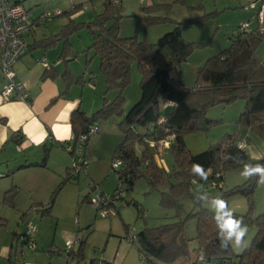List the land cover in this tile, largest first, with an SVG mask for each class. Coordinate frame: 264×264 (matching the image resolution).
<instances>
[{
  "label": "trees",
  "instance_id": "16d2710c",
  "mask_svg": "<svg viewBox=\"0 0 264 264\" xmlns=\"http://www.w3.org/2000/svg\"><path fill=\"white\" fill-rule=\"evenodd\" d=\"M102 4L103 11L88 24L91 44L86 50H91L92 56L98 57L106 89L117 90V95L112 100L103 98L102 106L90 115L79 107L71 112L70 125L73 136L67 143L72 146V150L67 151L71 157L82 134L87 135L83 143L85 150L90 136L88 135L90 125L96 124L99 120H107L113 114L121 116L118 125L122 131V139L114 149L112 157V163L119 160L120 165L118 167L111 165V171L117 175L116 188L120 185L125 189V194L120 200L127 205L130 201H127L125 195L132 190L135 181L140 177H143L152 189L159 185L168 187V192H162V200L166 205L172 204L175 197L183 194L191 196L198 203L195 193L191 191L196 185L193 184V180H196L197 184H203L204 190L209 188L210 183L222 189L226 171L245 163L264 164V156L252 158L244 147L237 146L239 139L234 136L235 134H227L216 144L198 153L188 151L183 139L186 133L210 128L214 121L205 116L210 107L227 105L237 99L244 102L238 124L264 137V59L256 54L257 46L264 40V35L259 31L256 18L254 26H252L254 20H247L246 22L251 21L249 30H243L241 25L232 36L228 47L208 57L196 69L194 85L188 87L183 82V63L188 59L192 43L182 38L179 26L163 34L154 43L138 40L136 36L121 37L118 22L113 19V15L121 8L119 0H102ZM154 5L142 8L147 13L146 24L159 21L157 16L149 14L150 10L156 7ZM66 13L68 17L71 15L68 11ZM79 26L69 19L59 33L39 42L40 46L50 48L62 40L64 46L60 56L66 64L62 73L59 74L57 70L49 68L43 72L41 78H55L60 75L67 89L72 84L84 83L83 76L72 74L67 66L69 60H66L71 52L69 37L79 29ZM133 63H136L140 74V96L124 112L126 100L124 91L130 82V68ZM160 100L172 101L174 105L163 111ZM162 115L165 119L159 122ZM171 134L174 135V139L166 150L173 155L174 163L172 171L168 173L154 160L147 139L158 141ZM138 145L142 146L140 151H137ZM47 156L48 148L45 147L42 160L28 165L45 166ZM195 163L202 164L208 172L206 181L192 174V165ZM68 174L63 182L68 179ZM249 180L222 193V196L226 197L241 192L247 197L249 212L234 215L256 227V234L249 246L242 248L238 253L233 250L231 244L227 249L221 248L214 213L202 208L188 214V218H193L196 223V235L192 239L184 235L181 220L140 230L135 237L140 256L152 264L177 262L196 264L198 255L217 264H264V213L251 216L254 187L242 190ZM16 192V187L6 192L11 205ZM55 194V192L52 194L45 211L51 208ZM131 203L138 210V216H143L139 205L133 201ZM15 237L18 238L17 233H14ZM190 240L196 241V246L192 249L188 245ZM21 243L24 245L27 241ZM83 244L84 242L80 241L76 250L71 248L67 251V264H71L72 258L80 264L83 260ZM94 263V260H91L88 264ZM6 264H18L13 244L9 247Z\"/></svg>",
  "mask_w": 264,
  "mask_h": 264
},
{
  "label": "rangeland",
  "instance_id": "374dc122",
  "mask_svg": "<svg viewBox=\"0 0 264 264\" xmlns=\"http://www.w3.org/2000/svg\"><path fill=\"white\" fill-rule=\"evenodd\" d=\"M57 1H60L61 6H64L62 8H66L69 13H77L72 20L74 24L80 26L70 37L74 56L70 66L76 75L85 77L84 83L74 89L79 94L81 88L85 87L83 108L90 112V115L102 106L103 98L112 100L117 95V90L106 89L98 57L92 56L91 50H86L91 44L88 24L103 11L102 0H73L74 3L81 1L74 7L71 0ZM254 1L258 0H119L121 8L113 15V19L118 22L121 37L136 36L138 40L149 43L156 42L163 34L179 26L182 38L192 43L188 59L183 63V82L191 87L195 82L196 69L208 57L228 47L232 36L244 22L252 19L254 20L252 26L256 24L254 10L246 8ZM152 4L156 7L150 10L149 14L157 16L159 21L146 24L147 13L142 8ZM56 17L64 19L66 23L68 14L65 12ZM256 54L264 59V40L258 44ZM139 82L140 74L136 63H133L130 68V82L124 91L126 97L124 112L138 100ZM243 107L242 99L227 105L210 107L205 116L213 120V124L205 131L186 133L183 136L186 149L191 153H198L216 144L227 134H235L237 139L246 140L244 149L252 158L264 156V137L238 124ZM120 119L121 116L113 114L107 120L97 121L95 125L99 130L89 136V144L84 150L85 170L72 176L70 166L74 159L70 157L68 179L63 182L67 173L49 179L45 176L39 178L43 184H38L37 197H30L25 193H22L24 200L20 197L19 201L22 204L24 201V205L27 206L23 211L16 209L14 201V197L20 191L17 190L13 196L12 205L9 203V195L6 194L8 190L5 192L0 201V213L3 214L0 215V240L6 238L7 241L8 238L9 247L13 244L18 264H67L66 255L70 241H74L73 250L78 248L80 241L84 242L83 260L80 264H88L91 260L96 262L100 258L106 260L108 264H124V261L125 264H132L133 261L139 264H152L144 260L137 251L135 237L140 230L181 220L184 235L192 239L196 235V223L193 218H188V214L202 208L214 213L207 203H196L194 198L184 194L175 197L172 204L166 205L162 200V192H168V187L159 185L152 189L147 181L140 177L135 181L132 190L125 195L130 204L119 200L115 207H111L109 216L102 217L100 210H97L90 200L98 191L110 195L117 186V175L111 171V165L114 149L122 139V131L118 125ZM148 146L152 150L154 160L170 173L173 169V155L166 149L160 150L150 144ZM136 148L140 151L142 146L138 145ZM75 160H79L77 155ZM96 164H99V167L96 177H93L88 170ZM242 170L243 165L226 171L222 189L210 186L204 190L209 198L220 196L225 199L233 213L241 215L249 212L245 194L238 192L223 197L222 193L241 186L248 180L241 176ZM196 187L197 185L192 188L193 193ZM54 192L56 194L51 208L45 211ZM252 197L251 216L254 217L264 213V184L259 183V179L254 185ZM132 201L139 205L143 216H138V210ZM23 213L26 214L22 216ZM27 221H32L37 229L41 230L35 234L34 247L21 243L20 237ZM244 224L248 226V233L244 238L247 247L256 234V227L246 222ZM14 233H17V239L14 238ZM131 235L132 241L129 239ZM188 245L192 249L196 246V241L190 240ZM232 248L236 253L242 250L233 246ZM0 264H6V258L1 255ZM71 264H77L75 258L71 259Z\"/></svg>",
  "mask_w": 264,
  "mask_h": 264
},
{
  "label": "crops",
  "instance_id": "0c3cea01",
  "mask_svg": "<svg viewBox=\"0 0 264 264\" xmlns=\"http://www.w3.org/2000/svg\"><path fill=\"white\" fill-rule=\"evenodd\" d=\"M21 2L33 17H37L45 11L54 13L53 11L57 9L63 14L67 10L62 8L64 6H61V2L57 0H21ZM79 2L74 3L71 0V5L76 6L80 4ZM62 14L53 17L57 18L56 16ZM76 14H71L67 18V22L69 19H74ZM53 17L41 24L33 25V28L25 36L28 49L14 66L16 79L28 92L29 101H20L15 98L4 101L0 96V201L7 190L16 187L20 192L16 194L14 201L16 209L20 211L27 207L24 205V201L23 204L20 202V197L24 200L22 193L30 197H37L38 184H43L39 178L45 176L49 179L67 173L71 155L62 145H67L73 136L70 114L78 107L86 114L90 113L83 108L85 87L81 88V92L77 94L74 88L79 84H72L67 89L66 83L60 75L55 78H41L45 71L41 65L43 57L49 63L50 69L57 70L59 74L66 68L65 62L60 56L64 46L62 40L57 41L50 48L39 45L42 39L59 33L67 23L62 18L54 19ZM70 37L71 52L66 58L69 60L67 66L72 74L79 76L73 72L70 66L74 59ZM83 78L85 80L84 76ZM3 84L4 79L0 71V90ZM160 106L163 111L171 108V106H165V100H160ZM98 130L97 127V132ZM243 141L246 142V140ZM88 144L87 140L85 148ZM45 147L48 148L45 166L28 165L29 163H39L42 160ZM98 167L99 164L92 166L88 173L96 177ZM20 194L22 195L19 196ZM30 197L29 199H31ZM0 215L3 214L0 213ZM37 231L41 230L37 229ZM5 239L0 240V255L4 258L9 252L8 238L7 241ZM132 264H139V262L133 261Z\"/></svg>",
  "mask_w": 264,
  "mask_h": 264
},
{
  "label": "built area",
  "instance_id": "2783aa9c",
  "mask_svg": "<svg viewBox=\"0 0 264 264\" xmlns=\"http://www.w3.org/2000/svg\"><path fill=\"white\" fill-rule=\"evenodd\" d=\"M246 8L253 9L255 18L257 20L259 31L264 35V0H258L257 2H251ZM62 12L56 10L54 13L42 12L37 17H33L31 12L23 5L21 0H0V71L2 73L4 84L0 90V96L4 101H8L15 98L20 101H29V94L25 90L24 86L17 81L14 66L16 62L26 53L27 43L25 36L33 28L35 23H43L54 15H59ZM251 21L244 22L242 29L247 31L250 28ZM41 65L45 70L50 68L46 58L41 59ZM173 106L174 103L169 100H165V106ZM161 107V106H160ZM165 116L159 118V122H162ZM97 132V126L92 124L89 126L88 135ZM87 138L86 134L79 136L78 144L74 148V154L71 157L74 159L73 164L70 166L71 175H78L81 170H85L86 162L84 160V147L83 143ZM174 135H168L166 138L154 141L153 139H147V143L154 145L157 149L163 150L170 146ZM245 142L238 141V147H244ZM67 151L72 150L70 144L65 145ZM79 157V160H75V156ZM113 167H118L120 161H114ZM214 186L210 183L208 187ZM94 188V185H92ZM125 194V189L122 186H118L112 195L104 194L98 191L90 202H92L97 210H100L102 217L109 216L111 213V207H115L120 198ZM37 233V226L32 221L26 222V227L21 235L22 241L26 240L27 244L31 247L35 246V234ZM132 241L133 236H129ZM74 241L68 242V249L73 248ZM94 264H108L103 258L98 259ZM196 264H217L210 262L202 255L196 257ZM227 264V263H225ZM235 264V263H231Z\"/></svg>",
  "mask_w": 264,
  "mask_h": 264
},
{
  "label": "clouds",
  "instance_id": "9594fccd",
  "mask_svg": "<svg viewBox=\"0 0 264 264\" xmlns=\"http://www.w3.org/2000/svg\"><path fill=\"white\" fill-rule=\"evenodd\" d=\"M191 172L194 176L199 177L200 180L206 181L208 179V172L202 164H193ZM240 174L246 180L258 177L259 183L264 184V164L257 163L253 165L245 163ZM193 184L197 185L195 192L197 202L207 203L214 211L213 218L219 230L218 236L221 248L227 249L229 244L234 248L246 247L244 238L248 233V226L244 224L243 219L234 215L225 199L220 196L209 198L208 193L204 191L203 184H197L196 180H193Z\"/></svg>",
  "mask_w": 264,
  "mask_h": 264
},
{
  "label": "water",
  "instance_id": "95a60500",
  "mask_svg": "<svg viewBox=\"0 0 264 264\" xmlns=\"http://www.w3.org/2000/svg\"><path fill=\"white\" fill-rule=\"evenodd\" d=\"M129 14H130V13H129ZM256 181H257V177H256V178H251V179L248 181V183H247L244 187H242V190L252 189V188L254 187Z\"/></svg>",
  "mask_w": 264,
  "mask_h": 264
}]
</instances>
